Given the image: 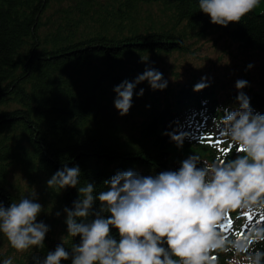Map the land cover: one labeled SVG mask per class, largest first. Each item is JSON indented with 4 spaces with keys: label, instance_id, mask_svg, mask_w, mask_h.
<instances>
[{
    "label": "trees",
    "instance_id": "16d2710c",
    "mask_svg": "<svg viewBox=\"0 0 264 264\" xmlns=\"http://www.w3.org/2000/svg\"><path fill=\"white\" fill-rule=\"evenodd\" d=\"M54 1L0 0V204L7 208L22 197L10 179L12 171L39 188L43 206L66 216L64 209L79 199L78 188L53 190L47 184L65 165L78 166L80 185L92 183L98 193L117 172L155 176L178 171L174 160L184 154L214 155L203 138L213 136V118L223 114L218 109L239 107L233 89L221 94L207 83L195 91L199 83L194 82L168 84L161 91L145 81L134 89L126 116L115 108L114 89L125 80L134 82L149 66L165 65L167 56L191 53L189 41L213 35L264 54V0L241 23L228 27L212 24L199 0L86 2L84 17L67 12L65 25L44 35L43 17ZM87 22L95 31L78 36ZM243 92L253 112L264 115V87L256 90L250 84ZM203 111L217 114L210 126L201 121ZM174 132L187 134L182 148L171 140ZM236 155L232 149L231 159ZM98 209L97 201L93 212ZM112 236L119 240L117 229ZM80 239L69 238L65 245ZM56 247L44 244L13 264H40ZM9 256L0 252V264ZM61 264H71V258Z\"/></svg>",
    "mask_w": 264,
    "mask_h": 264
},
{
    "label": "clouds",
    "instance_id": "9594fccd",
    "mask_svg": "<svg viewBox=\"0 0 264 264\" xmlns=\"http://www.w3.org/2000/svg\"><path fill=\"white\" fill-rule=\"evenodd\" d=\"M259 4L260 0H199V9L212 24L228 27L241 23ZM145 81L153 90L168 85L154 69H146L134 82L125 80L114 89L121 116L129 113L134 89ZM207 86L199 83L195 91ZM247 86L244 80L236 83L238 108L218 109L223 114L214 119L215 133L228 151L211 163L203 160V167H198L202 160L195 155L182 161L178 171L155 176L117 172L98 193L92 183L80 185L78 166L58 170L48 187L78 188L79 199L72 209H64L68 236L40 264H61L70 258L71 264H220V254L229 253L225 264H264V250L256 247L264 243V115L251 109L242 91ZM143 94L141 89L139 95ZM169 135L178 148L188 138L185 133ZM232 149L235 159L229 158ZM97 201L99 209L93 212ZM42 210L40 203L23 196L7 208L0 204V234L13 255L44 248L49 228L37 222ZM237 210L252 220L246 219L244 230L232 231L230 217ZM113 228L119 240L112 236ZM76 237L80 243L66 247L65 241ZM2 264H13V257Z\"/></svg>",
    "mask_w": 264,
    "mask_h": 264
},
{
    "label": "rangeland",
    "instance_id": "374dc122",
    "mask_svg": "<svg viewBox=\"0 0 264 264\" xmlns=\"http://www.w3.org/2000/svg\"><path fill=\"white\" fill-rule=\"evenodd\" d=\"M86 2L102 5L105 0H57L52 2L43 17V27L40 33L46 35L48 32H55L57 27L65 25L67 12H70V17L77 19L84 17L88 13L83 8ZM153 12L159 14L158 8L154 7ZM91 31H95L94 27L92 23L87 22L86 25L80 26L77 35L83 36L85 33L87 35ZM188 43L192 44L191 53H176L167 56L165 65H155V70L162 73L168 84L183 85L206 81L223 86V89L226 90L230 87L237 89L236 83L239 80H248L256 90H261L264 87L263 53L247 52L233 41L218 35H213L206 40H193ZM249 65L252 67L249 68ZM149 69H151L150 66ZM10 179L23 197H30L29 199H34L42 205L43 210L38 216L37 222H43L49 228L44 244L50 245V247L62 244L63 238L68 236L66 216L62 212L57 215L56 210L51 211L43 206L44 203L41 202L39 196V188L29 186L19 171H12ZM35 249L28 253L13 255L14 250L10 244L0 237V252L7 253L13 258L22 259L20 256L31 255Z\"/></svg>",
    "mask_w": 264,
    "mask_h": 264
},
{
    "label": "snow or ice",
    "instance_id": "6c2138e0",
    "mask_svg": "<svg viewBox=\"0 0 264 264\" xmlns=\"http://www.w3.org/2000/svg\"><path fill=\"white\" fill-rule=\"evenodd\" d=\"M225 153L228 151V149L227 150H223ZM246 219L247 220H252V217H251V215H249L248 217H246ZM230 220H232V218L230 217ZM226 227H229V225H226ZM230 228L232 229L233 228V223L230 225Z\"/></svg>",
    "mask_w": 264,
    "mask_h": 264
}]
</instances>
